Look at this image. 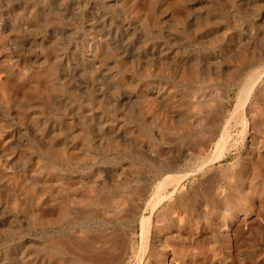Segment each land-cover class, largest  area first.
I'll use <instances>...</instances> for the list:
<instances>
[{"label": "rangeland", "instance_id": "obj_1", "mask_svg": "<svg viewBox=\"0 0 264 264\" xmlns=\"http://www.w3.org/2000/svg\"><path fill=\"white\" fill-rule=\"evenodd\" d=\"M0 264H264V0H0Z\"/></svg>", "mask_w": 264, "mask_h": 264}, {"label": "bare ground", "instance_id": "obj_2", "mask_svg": "<svg viewBox=\"0 0 264 264\" xmlns=\"http://www.w3.org/2000/svg\"><path fill=\"white\" fill-rule=\"evenodd\" d=\"M262 91V90H261ZM219 143V142H218ZM217 143V144H218ZM222 145H224V144H222ZM222 145H218L217 147L219 148L220 147V149H219V154H223V152H224V146H222ZM226 147V146H225ZM175 185V184H174ZM177 186V185H176ZM176 188V187H175ZM174 188V189H175ZM174 191H172L169 195L171 196L172 195V193H173ZM167 197V196H166ZM159 199V198H158ZM164 199V198H163ZM160 202V201H159ZM148 218H150L149 216H147V217H142V225H143V228H144V224H145V222L148 220Z\"/></svg>", "mask_w": 264, "mask_h": 264}]
</instances>
